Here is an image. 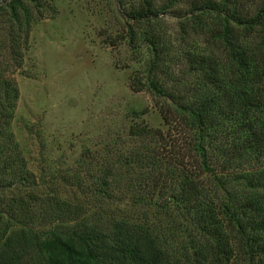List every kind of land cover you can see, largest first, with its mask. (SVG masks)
<instances>
[{
    "label": "trees",
    "instance_id": "obj_1",
    "mask_svg": "<svg viewBox=\"0 0 264 264\" xmlns=\"http://www.w3.org/2000/svg\"><path fill=\"white\" fill-rule=\"evenodd\" d=\"M112 1L120 27L108 43L122 42L140 62L129 84L148 90L165 129L133 122L135 149L85 166L70 177L74 190H43L10 129L17 86L0 71V264L177 259L145 209L131 220L78 200L123 190L131 204L162 213L167 231L184 220L189 264H264V0ZM3 5L19 65V42L42 4Z\"/></svg>",
    "mask_w": 264,
    "mask_h": 264
},
{
    "label": "rangeland",
    "instance_id": "obj_2",
    "mask_svg": "<svg viewBox=\"0 0 264 264\" xmlns=\"http://www.w3.org/2000/svg\"><path fill=\"white\" fill-rule=\"evenodd\" d=\"M40 2V17L30 24L27 40L19 42L16 65L3 35L7 17L0 0V71L13 78L18 90L9 125L38 186L74 190L70 177L83 174L85 166L98 168L135 149L137 141L127 132L131 123L143 121L160 129L165 125L148 90L129 84L140 62L129 58L122 42L108 43L120 27L112 0ZM164 19L167 27L176 28L172 17ZM84 194L77 197L80 202L108 207L131 220L141 219L145 209L146 220L158 222L177 256L169 264H189L182 246L184 220L176 217L181 226L167 231L162 213L131 204L129 192L117 191L110 201Z\"/></svg>",
    "mask_w": 264,
    "mask_h": 264
}]
</instances>
